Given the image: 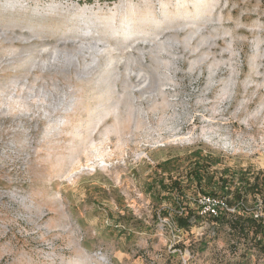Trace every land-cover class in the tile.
Listing matches in <instances>:
<instances>
[{
    "label": "rangeland",
    "instance_id": "obj_1",
    "mask_svg": "<svg viewBox=\"0 0 264 264\" xmlns=\"http://www.w3.org/2000/svg\"><path fill=\"white\" fill-rule=\"evenodd\" d=\"M197 162L264 175V0H0V264H264Z\"/></svg>",
    "mask_w": 264,
    "mask_h": 264
},
{
    "label": "trees",
    "instance_id": "obj_2",
    "mask_svg": "<svg viewBox=\"0 0 264 264\" xmlns=\"http://www.w3.org/2000/svg\"><path fill=\"white\" fill-rule=\"evenodd\" d=\"M203 164H200V162L195 163V166L190 171L193 178L192 183L200 190L202 196L216 200L218 197L217 190H221V193L225 194V197L232 195L231 201L227 200L226 210L221 211L217 207V215L208 212L209 216L213 218L214 222L226 223L237 240L249 241L251 244L250 249L255 248L264 253V206L263 211L258 213L244 203V199H247L249 195L257 194L262 196L264 203V175L260 176L259 173L254 177V181L251 182L245 174L241 173L239 180L240 187H237L232 192L231 182L235 181L234 178L233 180L226 179L223 174L221 177H217L215 171L211 170L212 163L206 167H203ZM172 185H176V191H179L178 182H174ZM204 207L205 205H200L199 209L204 210ZM231 208H234V210L230 211ZM195 216L196 213H193L191 210L187 212L186 216L183 214L178 215L175 219L177 227L189 230L192 227V219Z\"/></svg>",
    "mask_w": 264,
    "mask_h": 264
},
{
    "label": "built area",
    "instance_id": "obj_3",
    "mask_svg": "<svg viewBox=\"0 0 264 264\" xmlns=\"http://www.w3.org/2000/svg\"><path fill=\"white\" fill-rule=\"evenodd\" d=\"M203 199H204L203 204L205 205V207H207L208 211L214 215H217V213H218L217 207L220 208V204L224 205V203H222L221 201H219L217 199L216 200L210 199V198H203Z\"/></svg>",
    "mask_w": 264,
    "mask_h": 264
}]
</instances>
